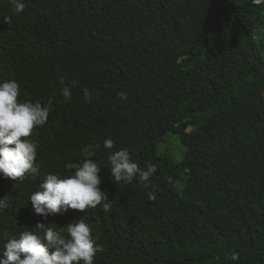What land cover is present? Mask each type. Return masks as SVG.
Instances as JSON below:
<instances>
[{
    "label": "trees",
    "instance_id": "trees-1",
    "mask_svg": "<svg viewBox=\"0 0 264 264\" xmlns=\"http://www.w3.org/2000/svg\"><path fill=\"white\" fill-rule=\"evenodd\" d=\"M25 2L17 14L0 0V80H16L19 99L40 102L49 117L31 137L39 173L0 176V198L9 200L0 234L83 217L103 249L94 264H264V5ZM168 133L184 147L179 161L159 149ZM105 138L141 168H156L149 188L136 178L112 182ZM88 144L100 145L89 159L102 167L110 209L35 214L30 193L48 172L71 174L64 165L83 159Z\"/></svg>",
    "mask_w": 264,
    "mask_h": 264
},
{
    "label": "clouds",
    "instance_id": "clouds-1",
    "mask_svg": "<svg viewBox=\"0 0 264 264\" xmlns=\"http://www.w3.org/2000/svg\"><path fill=\"white\" fill-rule=\"evenodd\" d=\"M12 11L19 14L27 7L25 0H8ZM254 6L264 5V0H251ZM5 23L11 17L4 18ZM64 84V78L59 80ZM19 84L14 79L0 80V176L17 181L26 174L36 175L38 141L32 139L33 130L48 122L49 108L30 98L19 99ZM61 95L71 99V89L61 88ZM121 102L128 97L120 92ZM98 98V95H97ZM84 99L91 102L93 94L85 90ZM99 144H88L81 150L83 159L68 162L66 169L71 174L48 172L35 191L29 195L35 214L47 219L50 215L66 212L69 209L85 212L89 208L102 206L104 211L111 207L110 199L99 185L101 171L98 162L89 157L96 156ZM115 142L111 138L103 140V148L109 151L108 163L113 181L131 184L136 178L147 189L150 177L155 173L154 166L141 168L130 159L126 148L114 150ZM149 199H156L155 189L148 192ZM9 207L8 196L0 198V212ZM50 224L51 222H47ZM54 225V224H51ZM55 226H57L55 224ZM90 224L82 217L69 223L67 227L53 228L37 223L35 231L23 230L16 234H0L7 242L0 247V264H94V258L102 247L92 237ZM231 260H238L239 254L233 252Z\"/></svg>",
    "mask_w": 264,
    "mask_h": 264
},
{
    "label": "rangeland",
    "instance_id": "rangeland-1",
    "mask_svg": "<svg viewBox=\"0 0 264 264\" xmlns=\"http://www.w3.org/2000/svg\"><path fill=\"white\" fill-rule=\"evenodd\" d=\"M257 40H259V38ZM262 55L264 56V50L262 51ZM159 149L160 151H165L167 154H171L172 157H174V161H179L181 159L184 147L181 145L175 134L168 133L165 137V142L160 145ZM180 184L181 183H177L178 188H180Z\"/></svg>",
    "mask_w": 264,
    "mask_h": 264
}]
</instances>
